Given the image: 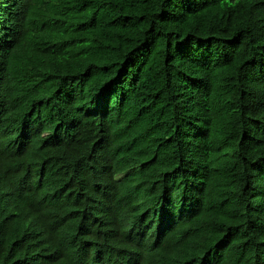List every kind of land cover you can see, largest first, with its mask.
Here are the masks:
<instances>
[{
	"label": "trees",
	"instance_id": "obj_1",
	"mask_svg": "<svg viewBox=\"0 0 264 264\" xmlns=\"http://www.w3.org/2000/svg\"><path fill=\"white\" fill-rule=\"evenodd\" d=\"M0 264H264V0H0Z\"/></svg>",
	"mask_w": 264,
	"mask_h": 264
}]
</instances>
